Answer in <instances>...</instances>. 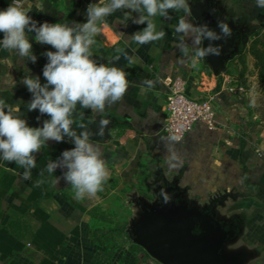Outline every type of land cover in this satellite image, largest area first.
<instances>
[{
    "label": "crops",
    "instance_id": "obj_1",
    "mask_svg": "<svg viewBox=\"0 0 264 264\" xmlns=\"http://www.w3.org/2000/svg\"><path fill=\"white\" fill-rule=\"evenodd\" d=\"M12 2L0 0V10ZM98 2L43 0L42 11L34 6L28 14L37 27L45 22L72 26L85 23L88 5ZM188 2L191 11L208 6L209 13L237 28L234 55L225 63L224 71L215 75L205 58L197 60L190 37L185 38L184 50L177 47L180 36L176 26L181 17L188 15L183 10H169L170 19L154 17L157 30L162 29L166 35L145 45L125 43L146 27L133 23L141 13L121 9L109 15L92 45L93 58L108 64L117 54L115 49L121 48L129 56L139 57V61L130 67L123 57L112 61L110 66L128 74L127 93L100 114L78 105L77 112L83 113V118L76 115L73 125L79 134L109 118L106 141L90 140L102 150L109 179L95 197L78 201L71 185L63 179L64 169L47 172L49 161H56L63 151L75 147L68 137L63 142L48 141L35 154L36 167L28 179L20 165L0 159V264H159L141 247L134 246L132 239L110 244L106 237L115 236V232L93 227L95 214L104 210L109 194L127 185L137 186L144 170L161 177L164 188L169 185L168 179H174L171 184L188 205L200 209L210 206L215 217H231L236 226L231 244H241L246 250L245 264H264V123L256 115H249L248 102L231 87L237 70L238 30L262 22L264 8L257 7L256 0ZM188 19L197 26L192 13ZM26 34L37 60L32 63L15 52L0 49V98L9 104L19 103L22 118L30 127H42L49 117L39 110H27L32 94L22 79L25 75L39 77L45 84L43 68L48 60L44 53L56 49L38 43L35 32ZM175 77L186 82L190 97L213 99L215 130L197 123L180 142L165 134L167 84ZM145 79L154 81V87L147 91L141 86ZM121 235L127 238L125 232Z\"/></svg>",
    "mask_w": 264,
    "mask_h": 264
},
{
    "label": "clouds",
    "instance_id": "obj_2",
    "mask_svg": "<svg viewBox=\"0 0 264 264\" xmlns=\"http://www.w3.org/2000/svg\"><path fill=\"white\" fill-rule=\"evenodd\" d=\"M42 3L43 0H35V4L33 0H23L22 3L13 0L6 9L0 10V33H3L0 49L15 52L19 58L35 63L37 57L32 54L27 32H35L38 43L56 49L44 53L48 60L43 68L45 84H41L39 77L25 75L22 79L32 94L27 110H39L41 115L49 117L43 121L42 127H30L22 118L19 103L9 104L0 98V159L20 165L25 169L24 178L28 179L31 169L36 167L35 154L48 141L63 142L68 137L75 147L63 151L56 161H49L46 170L54 173L57 168L64 169L63 179L73 188L74 198L82 201L86 196L95 197L103 191L109 172L101 148L90 142V133L85 130L77 134L73 128L74 117L80 115L83 118V113L77 112V106L100 114L107 106L121 101L130 87L128 74L124 69L110 65L121 57L129 67L139 61V57L129 56L121 48L115 49L117 54L109 59L108 64L98 63L93 58L92 45L106 18L121 9L141 13L133 23L146 24V27L124 41L126 44L135 42L145 45L162 40L166 35L162 29L157 30L154 17L159 15L170 19L169 10H183L188 15L181 17L176 26L180 36L177 47L184 50L185 38L190 37L197 60L208 55H220L219 46L209 44L206 48L200 47L202 40L230 37L232 31L224 21L218 22L221 34L210 30L207 25L192 24L188 19L191 16L188 0H99L96 4L88 5L85 23L70 26L67 23L45 22L37 27L28 13L34 6L37 11H42ZM256 6L264 8V0H256ZM196 66L194 60L193 67ZM141 86L147 91L154 87V81L142 80ZM252 105H255V98ZM79 127L84 128L83 125ZM97 134L103 135V126ZM161 194L164 202L168 203L169 197L163 189Z\"/></svg>",
    "mask_w": 264,
    "mask_h": 264
},
{
    "label": "water",
    "instance_id": "obj_3",
    "mask_svg": "<svg viewBox=\"0 0 264 264\" xmlns=\"http://www.w3.org/2000/svg\"><path fill=\"white\" fill-rule=\"evenodd\" d=\"M191 13L197 26L207 25L210 30L221 34L218 22L223 20L209 13L208 6L192 10ZM224 22L232 31L230 37L215 41L202 40L203 48L209 44L220 48V55L205 57L215 75L224 71L225 63L234 55L237 28L229 22ZM110 124L109 118H105L86 129L90 133V140L104 143L108 138ZM102 126L101 136L97 133ZM214 217V214L209 215L197 205L188 207L184 201L144 204V212L139 220L132 222L129 232L133 243L159 264H231V258L220 253L230 232ZM195 228L200 231L198 235L191 233Z\"/></svg>",
    "mask_w": 264,
    "mask_h": 264
},
{
    "label": "rangeland",
    "instance_id": "obj_4",
    "mask_svg": "<svg viewBox=\"0 0 264 264\" xmlns=\"http://www.w3.org/2000/svg\"><path fill=\"white\" fill-rule=\"evenodd\" d=\"M238 37L241 38V43L237 50L241 48V54L234 62L237 70L231 87L237 93H241L248 102L249 115H256L259 121L264 123V20L238 30ZM139 177L140 182L137 186L127 185L126 188H118L110 193L104 210L95 214L94 228L115 232V236L106 237L110 244L116 241L120 244L130 241L129 230L132 228V222L140 219L137 201L155 205L160 201L161 190L166 191L162 186V178L157 177L156 173L144 170ZM173 180L168 179L167 184L171 185ZM219 218L226 222H230L231 219V217L217 219ZM120 228H124V231L119 230ZM122 232H125L127 238L121 235ZM229 247L232 249L239 247L240 251H246L241 244L233 243Z\"/></svg>",
    "mask_w": 264,
    "mask_h": 264
},
{
    "label": "built area",
    "instance_id": "obj_5",
    "mask_svg": "<svg viewBox=\"0 0 264 264\" xmlns=\"http://www.w3.org/2000/svg\"><path fill=\"white\" fill-rule=\"evenodd\" d=\"M167 88L163 130L171 140L182 141L197 123H204L210 130L217 128L213 99L190 97L186 82L181 77L172 79Z\"/></svg>",
    "mask_w": 264,
    "mask_h": 264
},
{
    "label": "flooded vegetation",
    "instance_id": "obj_6",
    "mask_svg": "<svg viewBox=\"0 0 264 264\" xmlns=\"http://www.w3.org/2000/svg\"><path fill=\"white\" fill-rule=\"evenodd\" d=\"M165 190H166L165 193L169 197V202H172L174 200L178 201L179 203L183 202L182 194L174 187L173 184L166 186ZM159 198H160V201L158 203L164 202V196L161 194V192L159 194ZM168 203H166V204H168ZM136 204H137V207L139 209V217H141L142 213L144 212V203H142V201H137ZM190 206H192V205H188V207H190ZM202 210H205L206 213H208L209 215L213 214L210 206L204 207ZM214 218L216 219V221H218L222 225V227L226 231L230 232V234L228 236V240L224 244L220 253L222 255H225V256H228L229 258H231V264H245V261L247 260V254L240 251V250H235V249H232L229 247V245L234 240V236H235V232H236V226L234 225V223L232 221H230V222L223 221L220 218L217 219L218 217H214ZM191 233H192V235H198L200 233V231H199V229L195 228L194 230H192Z\"/></svg>",
    "mask_w": 264,
    "mask_h": 264
},
{
    "label": "trees",
    "instance_id": "obj_7",
    "mask_svg": "<svg viewBox=\"0 0 264 264\" xmlns=\"http://www.w3.org/2000/svg\"><path fill=\"white\" fill-rule=\"evenodd\" d=\"M238 39H240V43H241V38L238 37ZM239 46H240V45H239ZM240 54H241V48H240L239 50H236V52H235V55H236V57H238V58H239ZM119 230L124 231V228H120ZM114 244H115V243H114ZM134 246H137V245L134 244Z\"/></svg>",
    "mask_w": 264,
    "mask_h": 264
}]
</instances>
